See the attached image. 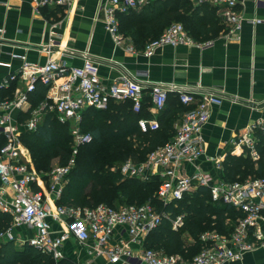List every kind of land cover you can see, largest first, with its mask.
I'll return each mask as SVG.
<instances>
[{
    "label": "built area",
    "instance_id": "2783aa9c",
    "mask_svg": "<svg viewBox=\"0 0 264 264\" xmlns=\"http://www.w3.org/2000/svg\"><path fill=\"white\" fill-rule=\"evenodd\" d=\"M27 1L36 12L41 8H62L65 11L73 3V0ZM152 1L155 0H98L96 15L102 13L105 30L116 44H121L123 37L119 33L117 15L140 9ZM208 1L221 7L223 22L230 33L237 32L244 21L253 25L264 23V18L246 19L238 8L239 0ZM251 1L255 8H264V0ZM2 32L0 28V35ZM210 44L195 42L182 24L174 22L158 38L146 43L142 54L150 57L161 46L206 47ZM126 49L135 51L131 45ZM18 57L22 64L16 73L9 75L8 81L23 78L27 82L25 91L12 99L0 101V110L4 112L0 114V211L11 219L9 226L0 231V244L6 241L18 246L28 244L55 262L65 258L63 246L73 240L84 247L90 258L104 256L110 264H225L239 261L261 241L258 226L264 219V176L227 182L219 178L220 161H217L213 172L202 171L196 165L204 153L202 129L210 110L222 103L220 97L209 93L178 92V101L186 110L182 112L171 139L151 150L144 161L126 160L117 170L124 177L140 180L157 176L159 183L155 195L164 205L180 200L198 187L207 188L213 201L228 204L242 213L230 235L201 234L200 240L208 246L191 260H183L175 254L142 247L145 236L159 225L162 217L167 216L149 202L123 206L57 204L78 147L92 140L91 134L80 128L82 112L86 108L105 110L110 102L130 101L131 110L140 113L144 87L126 77L104 85L98 65L87 59L80 66H68L56 59L38 64L28 62L23 55ZM0 66L10 68L9 63L0 62ZM37 83L46 87L45 98L31 111L23 129L35 131L42 115L52 113L59 123L68 125L71 137L69 162L62 166L56 164L43 174L38 173L25 157V148L18 141L19 131L6 114L13 108L22 110ZM149 92L153 116L138 118L140 132L158 128L157 116L165 108L167 100V89L154 86ZM258 129L264 133V122L256 121L235 143L244 147L254 159L258 157L254 134ZM185 165L193 167L189 174L183 171ZM171 224L173 229L180 226L182 215L172 219ZM14 228H23L22 238L13 235ZM117 228H123L126 237L114 241ZM253 230L254 239L258 242L249 239ZM134 244L141 245L140 249L135 251L132 248Z\"/></svg>",
    "mask_w": 264,
    "mask_h": 264
},
{
    "label": "crops",
    "instance_id": "0c3cea01",
    "mask_svg": "<svg viewBox=\"0 0 264 264\" xmlns=\"http://www.w3.org/2000/svg\"><path fill=\"white\" fill-rule=\"evenodd\" d=\"M190 1L193 6L202 3L212 6L222 23L220 30L209 39L195 40L191 36L195 42L211 44L206 47L161 46L157 47L150 57H146L142 51L134 47L129 36L126 37V43L125 40L121 44L113 41L104 28L102 13L96 15L98 0H73L68 10L41 8L37 12L27 0H0V28L3 30L0 39L15 44H0V62L10 64V68L0 66V101L14 98L17 93L24 92L27 86L26 80L21 77L8 81L9 75L16 73L22 64L18 56H25V60L31 63L43 64L48 59H56L68 66H80L85 59L65 51L71 50L87 52L91 56L112 61L139 82L169 86L162 87L168 90L169 95L187 92L174 89L186 87L198 90L191 93L212 90L255 103L264 102V23L253 25L244 21L237 32L230 33L223 22L221 7L213 5L208 0ZM142 8L134 10V13L140 14ZM238 8L246 19L264 18V8H255L251 0H239ZM130 24L138 23L136 20L135 23L124 20L121 27L125 33ZM140 35H142L140 39L145 42L151 39L149 33L140 32ZM127 45H131L135 51H128ZM44 47L51 50L45 51L42 49ZM96 64L104 85L124 77V74L115 67ZM150 88L144 87L141 110L144 113L143 118L153 116L151 102H147V97L150 99ZM44 98L45 95L35 104L29 95L28 102L22 110L13 108L6 113L11 124L19 131L18 141L25 148V157L31 165L33 162L30 152H27L28 149L22 144L20 136L25 132L23 125L31 111L35 110ZM221 99L222 103L210 110L209 118L202 129L204 153L196 161V165L202 171L213 172L217 161L222 163L227 154H243L246 149L235 144L237 138L246 133L256 121L264 122V107L253 108L234 100ZM2 113L4 112L0 110V114ZM45 115H42L40 122ZM256 151L258 157L255 159L251 157L253 160L259 158V152L257 149ZM192 170L193 167L188 165L183 168L185 174ZM7 191L10 192L8 189ZM258 228L262 234L259 241L262 244L259 245V242L255 241L253 230L249 239L251 242H258L257 246L246 252L239 261L225 264H264V219L259 222ZM125 237L126 232L123 228L115 230L114 241ZM140 247L139 244L132 245L135 251ZM63 251L64 259L73 264H110L104 256L90 258L84 247L73 240L64 244Z\"/></svg>",
    "mask_w": 264,
    "mask_h": 264
},
{
    "label": "trees",
    "instance_id": "16d2710c",
    "mask_svg": "<svg viewBox=\"0 0 264 264\" xmlns=\"http://www.w3.org/2000/svg\"><path fill=\"white\" fill-rule=\"evenodd\" d=\"M117 19L119 30H122L124 20L130 23H135L136 20L138 24H130L126 28V34L140 51L149 42L140 39V32L149 33L151 41L158 38L171 23L180 21L193 39L204 40L213 37L222 24L212 6L206 3L193 6L190 0H155L145 5L140 14L131 10L117 15ZM45 92L46 87L37 83L30 97L37 104L43 99ZM130 107V101L119 104L110 102L105 110L86 108L82 112L80 128L83 132L90 133L92 140L78 147L57 204L94 206L104 203L123 206L149 202L157 211L167 216L162 217L159 225L145 236L144 248L178 254L183 260H191L208 246V243L199 238L203 232L211 230L228 236L242 213L228 204L213 201L205 187H198L180 200L164 205L155 195L159 183L157 176L140 180L124 177L118 170H110V166L120 161H144L151 150L171 139L179 114L186 110L178 101L177 94H168L165 108L157 117L158 128L140 132L137 120L144 113H133ZM254 134L259 136L255 141L259 158L253 160L247 150L240 155L227 154L222 162L219 178L231 182L264 176V133L258 129ZM20 140L29 150L38 173L48 172L51 160L55 157L61 166L71 159L68 125L59 123L52 113L44 116L35 131L23 132ZM177 215H182V224L173 229L171 221ZM10 220L7 214L0 211V231L9 226ZM185 235L189 236L190 242L185 241ZM0 264L73 263L66 259L55 262L50 256L28 244L17 246L12 241H6L0 244Z\"/></svg>",
    "mask_w": 264,
    "mask_h": 264
},
{
    "label": "water",
    "instance_id": "95a60500",
    "mask_svg": "<svg viewBox=\"0 0 264 264\" xmlns=\"http://www.w3.org/2000/svg\"><path fill=\"white\" fill-rule=\"evenodd\" d=\"M0 44L15 45L14 43H11V42H8V41L2 40V39H0ZM42 49L45 50V51L51 50L50 48H47V47H44ZM65 51H66V53H72L73 55H77V56L81 57L82 59H87V60H91V61H93L95 63H98V64H104V65H109V66L115 67L118 70H120L121 73L124 74V77H126L127 79L137 83L138 85H140L142 87L158 86V85H154V84H147V83H144V82H139V81L133 79L131 76L126 74L124 72V70L119 65L115 64L112 61H109V60H106V59H103V58H98V57H95V56H91L87 52L79 53V52H74V51H71V50H65ZM160 87H169V86H160ZM174 89H180L182 91L184 90V91H187V92H196V91H198L195 88H186V87L185 88L177 87V88H174ZM204 91H205L204 93L213 94V95H216L218 97H221V98H224V99H228V100H234V101H236V102H238L240 104H244V105H247V106H250V107H253V108L264 107V102L255 103V102L250 101V100H244V99H241V98H236L234 96H231V95H228V94H222L220 92H216V91H212V90H204Z\"/></svg>",
    "mask_w": 264,
    "mask_h": 264
},
{
    "label": "rangeland",
    "instance_id": "374dc122",
    "mask_svg": "<svg viewBox=\"0 0 264 264\" xmlns=\"http://www.w3.org/2000/svg\"><path fill=\"white\" fill-rule=\"evenodd\" d=\"M177 23H180V24H182L180 21L179 22H177ZM119 33H120V35L123 37V40H125V43H126V37H127V34L123 31V30H119ZM181 114L182 113H180L179 114V116H178V118H177V120H176V124H178L179 123V121H180V117H181ZM174 129H175V126H174ZM23 144V143H22ZM24 145V144H23ZM31 155V154H30ZM73 159H74V157H73ZM57 157H55V158H53L52 160H51V163H50V167H52V166H54V165H56L57 164ZM128 160H130V159H128ZM31 162H33L32 161V157H31ZM122 162L120 161V162H117V163H115V164H113L112 166H110V170H113V171H116L117 169H118V166L121 164ZM22 229L23 228H14L13 230H12V232H13V235L16 237V238H22L23 237V231H22ZM217 233V234H219V235H223V234H220V233H218V232H215V231H209V230H207V231H205V232H203V233ZM202 233V234H203ZM225 236V235H224ZM184 239H185V241H187V242H190L191 240H190V238H189V236H187V235H185L184 236ZM176 255H178V254H176ZM178 256H181V255H178Z\"/></svg>",
    "mask_w": 264,
    "mask_h": 264
}]
</instances>
